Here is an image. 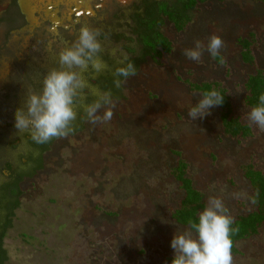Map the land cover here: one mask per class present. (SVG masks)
I'll use <instances>...</instances> for the list:
<instances>
[{
    "label": "rangeland",
    "instance_id": "obj_1",
    "mask_svg": "<svg viewBox=\"0 0 264 264\" xmlns=\"http://www.w3.org/2000/svg\"><path fill=\"white\" fill-rule=\"evenodd\" d=\"M139 1L32 0L37 2L36 13L23 33L25 41L38 44L37 54L24 65L25 73L21 65L0 66V91H16L7 102L11 111L24 107L30 93L42 91L46 73L60 67V51L85 25L98 30L106 67L99 72L89 67L83 73V103L103 92L97 77L112 74L119 61L126 64L138 56L131 13ZM161 30L172 40L164 64L148 57L138 64L136 75L122 79L108 121L88 122L77 105V119L85 116L82 128L53 139L42 154V169L21 182L19 206L2 241L4 264H168L174 255L173 236L189 228L171 214L183 195L169 172L175 163L172 150L180 151L188 163L187 174L203 191L205 204L209 195L221 196L231 216L251 207L241 166L252 161L264 171V131L248 120L243 82L255 68L264 70V6L251 0H206L191 13L182 32L167 22ZM250 31L257 35L253 65L242 62L236 44L237 37ZM213 34L225 41L219 54L224 63L206 50L199 62L183 55L195 40L206 45ZM188 76L221 81L254 134L240 140L226 136L216 106L192 122L188 110L202 96L184 84ZM26 132H19L20 138L25 139ZM6 140L0 137V181L7 160L14 161V168L27 167L20 156L28 148L21 144L12 151L8 147L16 145L13 137L8 147ZM241 191L247 195L234 198L233 193ZM236 246L233 264H264V230Z\"/></svg>",
    "mask_w": 264,
    "mask_h": 264
},
{
    "label": "clouds",
    "instance_id": "obj_2",
    "mask_svg": "<svg viewBox=\"0 0 264 264\" xmlns=\"http://www.w3.org/2000/svg\"><path fill=\"white\" fill-rule=\"evenodd\" d=\"M99 32L87 25L81 27L77 39L63 48L59 53V68L49 70L43 79L40 93H30L24 107L15 111V128L18 132L29 131L31 138L44 144L52 139L66 138L74 131L77 119V105L83 107L88 122L103 123L113 116L115 107L111 91L97 92L91 103H83L82 90L86 87L83 73L91 67L96 72L106 65L100 59L102 45L98 39ZM225 41L213 34L207 44L201 40L194 41V47L185 48L183 55L199 62L204 51L213 57L220 54ZM125 60L127 57L125 56ZM113 71L114 84L119 88L121 77L127 80L136 75V67L128 61H119ZM200 99L188 110V117L193 122L210 115V109L224 103V95L216 90L205 91ZM104 109L103 114H99ZM248 120L264 131V94L259 97V105L247 113ZM241 191L233 193L234 198L245 197ZM234 218L229 214L223 197L209 195L206 207L199 214L198 222L190 224L188 229L177 232L171 240L174 256L171 264H233Z\"/></svg>",
    "mask_w": 264,
    "mask_h": 264
},
{
    "label": "trees",
    "instance_id": "obj_3",
    "mask_svg": "<svg viewBox=\"0 0 264 264\" xmlns=\"http://www.w3.org/2000/svg\"><path fill=\"white\" fill-rule=\"evenodd\" d=\"M205 1L142 0L141 5L135 7L131 14L133 22L132 33L135 36L136 43L139 45V53L138 56L132 57L128 61H131L136 68L140 62L145 61L148 57L157 64H164V55L171 52L172 40L161 31L162 26L167 22L177 32H182L191 19V13ZM251 1L264 6V0ZM256 42L257 35L254 31H250L247 36L237 37L236 44L239 46L240 57L244 64H254L253 47ZM213 58L218 63H224L220 55ZM118 66H115V68ZM96 81L102 90H110L112 97H119V88L113 82V73L99 75ZM183 81L191 92L201 94L205 91L216 89L224 95V103L216 107L219 111V119L226 136L240 140L249 138L254 134L250 122L245 120L243 115L238 111L232 96L221 81H196L189 76L185 77ZM243 88L244 96L242 101L244 107L251 110L253 107L258 106L259 97L264 94V70L255 68L254 72L249 73L243 82ZM94 99L89 98L88 100L91 103ZM82 116L84 115L78 116L77 121H74V131L82 128V119L85 117ZM52 141L36 144L39 149L38 154L29 156V160L26 163L27 167L18 172L15 181H9L0 187V210H2L0 213V264H4L7 258L2 241L6 230L12 224L14 209L19 206V197L22 194L20 181L24 176L32 177L42 169V154L48 149V145ZM172 154L175 156V163L170 167L169 172L178 183L183 195L179 199L178 204L173 208L171 214L178 223L190 227L191 223L198 222L199 214L206 207L204 193L194 186L192 179L188 176V163L181 156L180 151L172 150ZM7 167L14 176L16 171L10 168V166ZM241 169L250 186L248 202H250L251 207L246 208L244 213L232 216L234 218V224L232 225L234 231L231 234L233 240L232 254L239 253L236 242L258 235L264 230V171L252 161L243 164ZM239 204L244 207L246 202L242 200L239 201ZM99 209L108 215L114 214L101 207ZM173 256L170 255L167 258L168 264H171Z\"/></svg>",
    "mask_w": 264,
    "mask_h": 264
},
{
    "label": "flooded vegetation",
    "instance_id": "obj_4",
    "mask_svg": "<svg viewBox=\"0 0 264 264\" xmlns=\"http://www.w3.org/2000/svg\"><path fill=\"white\" fill-rule=\"evenodd\" d=\"M141 2L142 0L139 3H134L133 9L141 5ZM36 3H33L32 0H0V66L5 62L11 65H19V67L21 65L23 68L22 71L25 73L24 65L31 61L34 55L37 54V50L34 49L36 42L33 41L30 43L25 41L26 37L23 33V29L30 23L33 19L31 17L36 13L34 8ZM36 46L38 48V44ZM15 97V90L2 89L0 91V137L7 139L4 144L5 146L10 138L13 137L14 141L12 143L16 145L10 144L11 147L6 146L12 151L18 149L21 144H24L28 148V153L20 156L21 163L25 164L29 160V156H32L34 150L37 149L36 144L39 143L31 138L29 131L24 134L23 138L25 139L20 138L19 132L15 128L14 115L18 108L16 107L14 111H11L7 103L9 99ZM50 146L51 143H49L48 149ZM13 162L10 160L5 162V169L1 172L4 179L0 181V187L9 181H15L18 172L22 170L20 167L14 168ZM7 166H10V168L16 171L14 176L10 173ZM25 178V176L22 178L20 184Z\"/></svg>",
    "mask_w": 264,
    "mask_h": 264
}]
</instances>
